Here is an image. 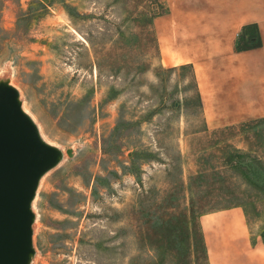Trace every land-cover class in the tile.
<instances>
[{
  "label": "rangeland",
  "instance_id": "1",
  "mask_svg": "<svg viewBox=\"0 0 264 264\" xmlns=\"http://www.w3.org/2000/svg\"><path fill=\"white\" fill-rule=\"evenodd\" d=\"M166 6L0 0V81L62 151L31 206L34 264H211L203 219L235 206L264 242V118L205 125L191 67L159 58Z\"/></svg>",
  "mask_w": 264,
  "mask_h": 264
},
{
  "label": "crops",
  "instance_id": "2",
  "mask_svg": "<svg viewBox=\"0 0 264 264\" xmlns=\"http://www.w3.org/2000/svg\"><path fill=\"white\" fill-rule=\"evenodd\" d=\"M153 19L162 64L191 67L208 128L264 118V0H166ZM256 23L262 45L237 50L243 26ZM211 264H264L240 206L205 215Z\"/></svg>",
  "mask_w": 264,
  "mask_h": 264
},
{
  "label": "water",
  "instance_id": "3",
  "mask_svg": "<svg viewBox=\"0 0 264 264\" xmlns=\"http://www.w3.org/2000/svg\"><path fill=\"white\" fill-rule=\"evenodd\" d=\"M60 151L40 140L21 109L17 90L1 85L0 264H28L34 219L31 202L40 176L58 163Z\"/></svg>",
  "mask_w": 264,
  "mask_h": 264
},
{
  "label": "trees",
  "instance_id": "4",
  "mask_svg": "<svg viewBox=\"0 0 264 264\" xmlns=\"http://www.w3.org/2000/svg\"><path fill=\"white\" fill-rule=\"evenodd\" d=\"M154 19V18H153ZM153 23V22H152ZM262 45V38L260 35L259 27L256 23H251L243 26L238 34L235 42L237 50H248ZM198 101L201 105V98L198 93Z\"/></svg>",
  "mask_w": 264,
  "mask_h": 264
},
{
  "label": "bare ground",
  "instance_id": "5",
  "mask_svg": "<svg viewBox=\"0 0 264 264\" xmlns=\"http://www.w3.org/2000/svg\"><path fill=\"white\" fill-rule=\"evenodd\" d=\"M1 85H8V86L13 87V85L10 83V81H8V79H5V78L3 79V82L0 81V86H1ZM15 89H16V88H15ZM16 90H17V89H16ZM17 99H18V102H19V104H20V106H21V109H22L23 113H24V114L30 119V121L34 124V126H35V128H36V130H37V134H38L40 140L43 141L44 143L48 144V145L55 146V145H53L52 143L48 142L47 140H45V139L43 138V135H42V133H41V130H40L39 126L37 125V123H35V122L33 121V119H32V118L28 115V113L26 112V109L24 108V105H23V103H22V101H21V99H20V95H19L18 90H17ZM61 158H62V151H60V155H59V157H58L57 162H59V161L61 160ZM41 177H42V175L40 176V178H39V180H38V184H39V182H40ZM32 204H33V200H32V202H31V205H32ZM34 217H35V216H34ZM28 264H34V257H33L31 254H30V256H29Z\"/></svg>",
  "mask_w": 264,
  "mask_h": 264
}]
</instances>
